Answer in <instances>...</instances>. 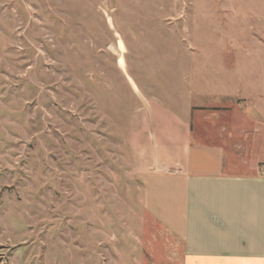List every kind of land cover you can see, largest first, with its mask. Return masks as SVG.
<instances>
[{
  "label": "rangeland",
  "instance_id": "rangeland-1",
  "mask_svg": "<svg viewBox=\"0 0 264 264\" xmlns=\"http://www.w3.org/2000/svg\"><path fill=\"white\" fill-rule=\"evenodd\" d=\"M192 109L264 123V0H0V264H178L142 175Z\"/></svg>",
  "mask_w": 264,
  "mask_h": 264
},
{
  "label": "crops",
  "instance_id": "crops-1",
  "mask_svg": "<svg viewBox=\"0 0 264 264\" xmlns=\"http://www.w3.org/2000/svg\"><path fill=\"white\" fill-rule=\"evenodd\" d=\"M198 113L176 117L173 166L142 175L144 205L178 241V264H264V123Z\"/></svg>",
  "mask_w": 264,
  "mask_h": 264
},
{
  "label": "built area",
  "instance_id": "built-area-1",
  "mask_svg": "<svg viewBox=\"0 0 264 264\" xmlns=\"http://www.w3.org/2000/svg\"><path fill=\"white\" fill-rule=\"evenodd\" d=\"M262 176L264 177V170H263V174H262Z\"/></svg>",
  "mask_w": 264,
  "mask_h": 264
},
{
  "label": "bare ground",
  "instance_id": "bare-ground-1",
  "mask_svg": "<svg viewBox=\"0 0 264 264\" xmlns=\"http://www.w3.org/2000/svg\"><path fill=\"white\" fill-rule=\"evenodd\" d=\"M120 63H122V60H119Z\"/></svg>",
  "mask_w": 264,
  "mask_h": 264
}]
</instances>
